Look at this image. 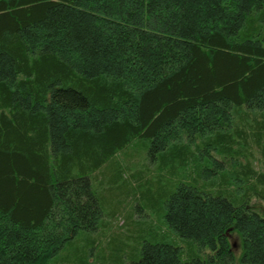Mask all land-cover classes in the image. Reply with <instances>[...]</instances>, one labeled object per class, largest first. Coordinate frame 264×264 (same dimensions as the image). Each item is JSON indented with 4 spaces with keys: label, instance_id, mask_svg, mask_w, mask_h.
I'll return each mask as SVG.
<instances>
[{
    "label": "trees",
    "instance_id": "obj_1",
    "mask_svg": "<svg viewBox=\"0 0 264 264\" xmlns=\"http://www.w3.org/2000/svg\"><path fill=\"white\" fill-rule=\"evenodd\" d=\"M138 139L170 190L136 264H264V0H0V264L105 226L96 176Z\"/></svg>",
    "mask_w": 264,
    "mask_h": 264
},
{
    "label": "rangeland",
    "instance_id": "obj_2",
    "mask_svg": "<svg viewBox=\"0 0 264 264\" xmlns=\"http://www.w3.org/2000/svg\"><path fill=\"white\" fill-rule=\"evenodd\" d=\"M261 160L256 152L253 165L259 172L264 171ZM158 164L159 158L151 155L149 143L138 139L98 172L95 188L103 203L105 219L102 223L105 226H99L94 232L80 233L61 252V263L80 264L81 257L86 253L89 264H136L137 251L132 249L135 241L138 243L142 236L145 241H150L155 232L160 233L158 219H161L165 209L163 199L167 183L163 180L159 182ZM131 172H138L139 178L144 177L146 187L143 182L139 185L132 183ZM129 193L132 196L126 199ZM252 206L264 216V201L253 199ZM114 237L119 240L113 241L116 242L113 246L111 241ZM230 239L239 259L242 253L241 239L236 233H232ZM121 250L125 254L120 262L118 256Z\"/></svg>",
    "mask_w": 264,
    "mask_h": 264
}]
</instances>
